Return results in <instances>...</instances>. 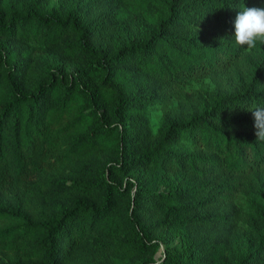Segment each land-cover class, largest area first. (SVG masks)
I'll return each instance as SVG.
<instances>
[{
  "label": "trees",
  "instance_id": "1",
  "mask_svg": "<svg viewBox=\"0 0 264 264\" xmlns=\"http://www.w3.org/2000/svg\"><path fill=\"white\" fill-rule=\"evenodd\" d=\"M243 6L264 0H0V264H264Z\"/></svg>",
  "mask_w": 264,
  "mask_h": 264
},
{
  "label": "clouds",
  "instance_id": "2",
  "mask_svg": "<svg viewBox=\"0 0 264 264\" xmlns=\"http://www.w3.org/2000/svg\"><path fill=\"white\" fill-rule=\"evenodd\" d=\"M234 29V42L237 47L251 51L264 45V9L243 6L236 15ZM248 110L254 118L256 139L264 141V105H257Z\"/></svg>",
  "mask_w": 264,
  "mask_h": 264
},
{
  "label": "rangeland",
  "instance_id": "3",
  "mask_svg": "<svg viewBox=\"0 0 264 264\" xmlns=\"http://www.w3.org/2000/svg\"><path fill=\"white\" fill-rule=\"evenodd\" d=\"M53 5H59V6H66L67 0H52ZM50 10L55 11L54 7H49ZM37 60L50 72H52L55 76L60 75H68L72 78V80L75 78V75H80V67L75 63H70L67 66H64L62 62L59 60V57L54 53L49 52H37L36 53ZM74 82V81H73ZM162 111L161 109H158L154 112L152 116V122H157L161 118ZM138 171L131 170L130 174H137ZM241 250H248L246 242L241 243ZM163 253V247L160 246V248L157 250L155 254L156 260L159 261Z\"/></svg>",
  "mask_w": 264,
  "mask_h": 264
}]
</instances>
